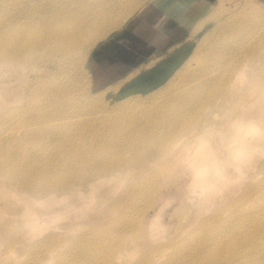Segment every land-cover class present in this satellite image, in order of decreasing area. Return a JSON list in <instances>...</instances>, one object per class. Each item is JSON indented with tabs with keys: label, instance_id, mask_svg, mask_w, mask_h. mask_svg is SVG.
<instances>
[{
	"label": "rangeland",
	"instance_id": "374dc122",
	"mask_svg": "<svg viewBox=\"0 0 264 264\" xmlns=\"http://www.w3.org/2000/svg\"><path fill=\"white\" fill-rule=\"evenodd\" d=\"M54 1L0 0V35L11 41L16 30L23 31V27H26L24 43H27V33L31 39L37 40V30L45 24L43 18L56 19ZM133 1H89L92 3L91 7L101 3V8L109 12V20H122L128 15L129 19L132 18L125 30L116 37L112 34L102 41L105 34L102 36L98 32L94 45L85 50L82 57L80 45L74 51H66L67 54L52 53L49 48L39 46V50L31 47L33 59L24 67L22 78L14 76L23 68L17 64L13 66L8 79L5 76L1 78L0 83H4L2 88L8 80L11 91L0 89V264H102L101 251L90 246L93 245L90 239L95 234V229L97 240L106 239L107 251L115 247L113 255L122 256L123 259L118 264H146L142 261L150 256L151 249L164 252L163 259L157 261L158 264H163L167 258H173L176 254L177 249L173 245L181 244L183 248L195 245V238L203 235L199 229L201 225H204L206 232L212 231L215 223L210 217L213 214H220L221 219L233 222L241 229L252 216L264 217L258 213H263L264 209L257 207L262 196L247 194L251 187L257 188L261 183L264 185V50L243 67L244 78L233 85L234 89L229 94L232 97L226 99V108H218L209 113L205 126L204 121L202 122L198 129H202L200 133L203 140L199 143L196 137L193 138L199 132L198 129L191 136L178 134V123L182 118L186 115L193 116L185 122L184 127L188 130L199 113H168L170 117L174 116L173 120L177 122L175 125L167 128L154 126L144 134L146 138L154 135L160 139L167 131L173 133L175 137L170 140L178 141L177 148L167 151L166 146V155L158 158L149 155L150 149L159 143L150 142L148 145L145 144L147 142H139L136 145L138 148L134 145L133 149L131 144L123 142L124 135H137L140 132L139 126L154 114L132 106L125 107L123 103L133 98L145 100L156 92L159 94L157 96L165 94L164 88L179 81L178 74L181 75L186 68L185 64L189 60L195 64V51L201 44L214 38L218 45H227L223 71L227 70L231 62L240 63L252 50L264 47V0H234V4L232 0H224L222 7L218 0H212L201 19L196 20H180L177 15L175 21L166 19V22H159L152 18L153 13L147 14L146 17H151L154 21L153 26L158 27V31L153 30L168 37H160L155 47L146 44V39L143 41L138 37L128 41V38L138 32L136 29L139 28L136 27L139 23L134 21L149 9L155 11L153 7L161 3L156 4V1L143 8H136L135 11H127ZM78 7V3H73L68 9L76 10ZM217 8L222 18H217L216 21L219 19L223 26L219 31L215 29L218 23H213V20L207 22L210 18L206 19ZM254 10L263 15L258 17L260 22L253 14ZM236 14L237 17H233ZM239 17H243V21L237 23V30L234 31V19ZM29 18L34 20L37 39L27 31ZM130 24L132 26L129 27ZM144 34L150 40L151 33L144 31ZM214 34V37L209 38V35ZM97 41L99 42L96 43ZM164 42L166 44H162ZM127 48L134 49L137 55L136 63L131 68L126 66ZM221 56L222 54H218V57ZM248 60L250 58L245 59ZM4 61L5 58L1 57L0 64ZM241 70L242 64L239 72ZM231 76L233 80L238 78L237 74ZM160 99L153 103H161L163 99ZM223 102L218 104L222 106ZM153 103H145L146 108L149 109ZM238 113H243L238 128V134H242L238 140L245 144L239 148L247 153L251 161L244 163L242 157L238 160L234 156L221 161L226 171L230 168V172L235 173L231 179L217 185L216 188L220 191L215 192L208 200V192H201V189L194 187L193 168L187 163L181 166L178 154L182 148L190 147L191 153L204 148L206 144L214 145L219 153L226 151L229 138L234 133H230L229 124ZM55 120L60 122V128L58 123L53 124ZM49 121L51 122L48 123ZM113 122L121 124L125 130L111 134L108 129ZM253 124L257 126L256 130L252 128ZM98 135L109 137L107 147L100 144V138L95 137ZM119 138L123 147L111 151L117 145L115 140ZM194 143L199 145H196L198 148L192 149ZM95 156L97 159H93ZM92 159L94 162H91ZM116 160L127 162L134 174H125L122 179L94 173H89L88 176L97 162L109 163ZM146 160L148 163H145ZM8 164L15 168L19 177L32 173L34 177L53 178L72 172H75L74 175L85 172L84 177L91 184L84 188L78 187L73 193L65 190L61 195H56V199L42 194L34 195L12 183L13 173L5 170ZM79 164L82 166L80 171L76 169ZM233 165L236 171L232 170ZM137 181L148 183L145 188L147 192L151 191V199L141 188L135 201L126 199L127 186L130 182L135 184ZM194 189L198 192L193 191ZM117 198L124 199L121 211L130 215L124 222L116 219L117 213L112 216L106 212ZM186 202L189 206L187 211L183 207H187ZM234 202H239L242 209L233 207ZM138 209L143 210L141 217L135 215ZM238 211L243 214L244 222L240 224L233 220L234 217L237 218ZM89 220L96 223L92 224ZM47 222L50 224L46 225ZM61 233L66 236L63 235L65 241L60 253L66 252V257L51 254L49 248L42 246L47 237L62 235ZM66 239H78L80 244L68 246ZM121 240L123 242L118 244ZM253 241L261 247L264 239L256 234ZM121 247H124L123 253H118ZM244 250L241 256L233 259V264H252L250 258L255 250L254 245L246 244L242 247V251ZM261 254L264 258V251ZM243 258L245 261L240 262ZM226 260L229 258L225 256L217 264H228ZM211 262L212 259L207 257L203 259V264Z\"/></svg>",
	"mask_w": 264,
	"mask_h": 264
},
{
	"label": "bare ground",
	"instance_id": "6f19581e",
	"mask_svg": "<svg viewBox=\"0 0 264 264\" xmlns=\"http://www.w3.org/2000/svg\"><path fill=\"white\" fill-rule=\"evenodd\" d=\"M89 1L90 0H55L53 2V5L55 6L56 9L55 10L56 19L49 17L46 20V18H43L45 24L43 27L37 30L39 31L38 39L35 36L36 29L33 24L34 20L29 18L27 20L28 22L27 31H29L31 35L34 36L37 40L31 39L27 33V39H26L27 43L25 44L23 38L26 35L24 33L26 27L23 26H22L23 31L16 30L14 33V37L13 39H11V41L6 39L4 36L0 35V58L1 57L5 58L4 63L0 64V81L1 78H3L4 76L7 77L13 72V66L15 64L23 68H21L18 74H14V76H18L19 78L22 76V73L25 69L24 67H27L31 63L29 61L33 59L34 52L30 53L32 48L39 46L41 48H49L52 53L65 52L67 54L66 51H74L80 45L81 46L80 52L82 57L83 52L85 50H88L92 45H94L95 36L98 32H100L102 36L105 34L104 35L105 37L102 40L104 41L108 37H111L112 34L114 35L117 32H119L124 27V24L127 23L129 19L128 17L129 15L122 20H117V19L109 20L107 19V14H109V12L101 8L100 6L101 3H99L100 5L97 4L94 7H91L92 3ZM223 1L224 0H218V4H220L219 5L220 7L223 6L222 4ZM232 1L234 4L235 1L234 0ZM148 2L149 0H134L133 3H131V5H129V7L127 8V11L128 10L135 11L136 8L139 9ZM73 3H78L79 7L76 10H69L68 9L69 5H72ZM218 8L216 9V11H214L215 10L214 9L209 17L207 18L205 17L206 19L210 18L207 22L213 20V23H218L217 25L218 27L215 28L216 31H219L223 28V26L220 23V20L218 19L216 21L217 18H222L220 12L217 11ZM253 14L256 15L257 20H259L258 17L263 16L257 10H254ZM237 15L238 14L233 15V17H237ZM12 16L13 13L11 14V17ZM242 18L243 17L234 19V26H233L234 31L237 30L238 27L237 23L243 21ZM102 24L104 25L102 26ZM209 36H210L209 38H212L215 36V34ZM100 40L101 37L99 41ZM99 41H97L96 43H98ZM37 49L39 50L38 47ZM226 49H227V45L225 44L218 45L216 42H214V38L208 40L206 44H201L200 47L195 51V55H194L195 64L193 63L192 60H189L185 64L186 68L182 71L181 75L180 73L178 74L179 81L178 82L176 81V83H170L169 86L166 87V89L164 88L165 91L162 89L166 95L162 93L161 90L162 94L160 96H157L159 94L156 92L152 94L149 98L145 99L147 102L144 103L142 101L145 100H141L139 98H133L125 101L123 103L125 107L132 106L137 109L150 111V113H154V114L150 115L147 118V121L143 125L139 126L140 134L138 133L137 135L135 136L132 135L131 137L124 135L123 142L126 141V143L131 144V146H133V149H134V145L136 146L139 142H143V143L147 142L145 144L148 145L150 142L159 143L158 145H156V147L150 149L151 151L149 152L150 156L155 155L154 157L158 158L161 155H166L167 152L164 153L166 151V146H168L167 151L173 148H177L178 141L171 142L170 140L171 138L175 137L174 134L167 131L166 134L160 137V139L159 137L158 138L154 137V135L153 137L146 138L144 134L154 126L167 128L170 125H175L177 122L173 120L174 116L170 117L168 113H199L196 121L192 124V126L188 130L184 127L185 122L191 120L193 116L186 115L185 118H182V120L178 123L179 125L178 134L179 135L182 134L181 136H184V134L185 135L190 134L191 136V133L192 132L195 133L194 130H197L201 126L203 121L205 126L206 124L205 120L209 116V113L214 112L218 108L224 110L226 108V99L228 97H232L229 94L231 90L234 89L233 85L236 84L240 78H244L245 73L243 67H245L250 61H252L254 57L259 56L260 52L264 50V47L261 49H257L255 51L252 50L250 54L245 58V59L250 58V60L245 61V59H243L240 63H237L236 61L231 62L228 65L227 70L223 71L224 68L223 59ZM6 52L7 55H5ZM27 52L30 54H28ZM218 54H222V56L218 57ZM241 64H242V70L241 72H239V67L241 66ZM232 74H237L236 77L238 78L236 80H233V77L231 76ZM9 77H7V79ZM7 81L5 83L4 88H2L4 83L2 82L0 83V89H6L7 91H11V89L8 88L9 83ZM42 88L43 87H41V89ZM7 91L5 92L7 93ZM0 96H2L1 93ZM157 99L160 100L163 99V100L159 104L153 103V101H156ZM220 101H224L222 106L218 104ZM148 102L153 103L151 104L150 107H148L149 109H147L146 108L147 106H145V103ZM58 109L60 110L61 107H58ZM242 114L243 113H238L236 118L233 120V122L229 124V127L231 129L230 133L232 131H234V133L233 136L229 138L226 151L219 153L218 150L215 149V146L210 144L208 145L206 144V146L204 145L203 148L202 147L203 144L201 143L200 147H202V149L199 148L201 149L200 150L201 152L199 151V149H196L195 150L196 152L193 151L190 153L189 150L190 147H189V148H182V151L178 154V156H180V161H182L181 166L187 163L193 168L191 170L193 171V175H194L193 176L194 187H198V189H201V192L203 191L208 192L209 194L207 193L208 197L206 198L208 200L211 199L210 196H213L215 192L218 193V191H220L218 190V188H216V186L219 184H223L227 180L231 179L233 177V174L235 173V172L234 173L230 172L229 170L230 168L228 169L229 171L228 170L226 171V169L223 168L221 161L224 162L227 159H230L232 156H234V158L238 160L241 159L240 157H242L241 160H243L244 163L251 161L250 158H248L247 153H243L242 149L239 148L245 145L240 143L238 140V137H240L242 134V133L238 134V128L241 122ZM57 121L56 120L53 121V124L54 122H56L55 124H57L58 123ZM50 122L51 121H49L48 123ZM61 125H66V124L61 123ZM110 125L111 128H109L108 130L109 132H111V134L119 133L125 130L124 127L119 123L113 122ZM57 126L60 128V122L57 124ZM89 128H93V127H89ZM252 128L253 130H256L257 126L253 124ZM201 130L202 129H198L199 132L193 135V138L196 137L197 143L203 140L201 138V133H200ZM95 137H99L100 144H102L103 147H107L106 145L107 140H109L107 138L109 137L101 136V135ZM120 138L115 140L117 145L113 147L111 151L123 147L122 145L123 142L120 140ZM196 145L198 144H195V147L191 146L192 149L198 148L199 145L198 146ZM95 147H98V145H95ZM155 152L160 154L158 155L154 154ZM96 155L100 157L98 153H96ZM94 158L97 159L96 156L93 157V159ZM93 159L91 162H94ZM145 163H148L147 160L145 161ZM64 166L66 167V165H63V167ZM76 169L80 171L82 169V166L79 164ZM234 169L235 168L233 165L232 170L236 171ZM5 170H8L13 173V176H11V178L13 180L12 183L14 185L16 186L20 185L21 187L24 188V190H27L34 195L42 194L44 196H48L53 199H56L55 196L61 195L65 190L73 193L78 187L84 188L91 184L88 178L84 177L86 176L85 172H79L76 175H74L75 172H72L71 174H67V172H61V174H67V175H57L53 178H48L45 176L34 177V174L32 173H29L27 176L19 177L15 168L11 164H8ZM89 173L99 174L110 178L118 176L121 179L125 174L127 175L134 174L133 171L129 168L128 163L121 160L111 161L109 163L97 162V164L94 165L92 171L88 172V176ZM235 176L237 177L236 174ZM252 181L253 180L251 179V182ZM147 184L148 183L146 181H139V182L137 181L135 184H131L130 182L125 191L126 199L131 198L132 202L135 201L136 197L138 196L137 194L140 188L151 199V195H152L151 191H149L151 193L150 194L149 192H147V189L145 188L146 186H148ZM255 188L251 187L250 191L247 194L250 195L254 193L256 195L262 196L257 207L264 209V185L261 183L256 188V190ZM193 191H195V189ZM195 192L198 191L196 190ZM196 199L197 198L195 197L194 200ZM184 201H186V198ZM123 203H124V199L121 198L115 199L111 205L109 204L110 207L107 208V211L105 210L106 212H108L107 215L114 216V214L117 213L116 216L117 218L116 217L115 218L118 219L119 222H124L126 218L130 217V215H128L126 212L121 211L122 207L124 206ZM186 205L187 207L186 206L183 207L187 211L189 208L187 202ZM6 207L8 208L9 204H7ZM233 207H235L236 209H242V205L239 202H234ZM247 210H251V209H247ZM142 212H143L142 209H138L135 215L137 214V216L141 217ZM258 213L264 215V212L263 213L258 212ZM236 214H237V218L234 217L233 220H235L238 224H240V222H244L242 218L243 214L240 211L236 212ZM186 216L183 217L184 220L186 219ZM210 220L215 223L212 231L206 232L203 227L204 225H201L199 229L203 235L195 238V245L193 247H188V248H183L181 244L173 245V248L177 249L176 254L173 256V258L172 257L167 258V261L163 262V264H203V259L205 257H207L208 259H212L211 264H217L220 263V261L223 260L225 256L229 258V260H226V262L230 264L232 263V261L235 260L237 256L239 255L241 256L242 253L245 252V250L242 251V247L249 243H252L255 247L254 253L250 258L251 263L264 264V258L263 256H261L262 255L261 253L264 251V249L262 250L261 248V247L264 248V241L261 247L255 244L253 241V237H255L256 234H259L264 239V217L254 218L252 216L243 229L235 225L233 222L228 223L224 221L223 219H221V215L218 213L213 214L210 217ZM89 222H92V224L96 223V221L94 220H89ZM45 224L49 225L50 222H47ZM94 232L95 234L92 235L90 239V242H92L93 245L90 246L96 251H101L100 255H103L101 263L102 264L121 263V259H123L121 258L122 256L113 255V250L115 247L110 248V251H107V247H106L107 242L104 241L106 239L103 238L101 240H97L96 239L97 229H95ZM61 234L62 235H54L47 237V239L44 241V244L42 246L44 248H49L50 249L49 252L51 254H56L57 256L66 257L67 256L66 252L62 254L60 253V248L62 246V243L65 241L64 236H66L64 233ZM182 236L180 237L183 238ZM7 240L9 241V239ZM66 242L68 243V246H74L80 244L78 239H75L74 241L71 240L68 241L66 239ZM121 242H123V240H121L118 244H120ZM190 242H193V240ZM123 250L124 247H121L118 250V253H123ZM151 250L152 251L150 253V256L149 255L146 256L143 259L142 263L158 264L157 261L160 258L161 260L163 259L162 257L164 255L162 254L164 252H161L160 250H156V249H151ZM242 260L245 261L243 258L241 259L240 262H242Z\"/></svg>",
	"mask_w": 264,
	"mask_h": 264
},
{
	"label": "crops",
	"instance_id": "0c3cea01",
	"mask_svg": "<svg viewBox=\"0 0 264 264\" xmlns=\"http://www.w3.org/2000/svg\"><path fill=\"white\" fill-rule=\"evenodd\" d=\"M152 2H156V4L160 2L161 4L156 5L157 7L153 5L154 6L153 8H155V11H150L151 9H149V11L142 13L143 15H140V18L134 21V22L139 23V26L136 27L139 29H136L138 32L134 33V36H130L128 38V41L139 37L140 40H143V41L146 39V44H151V45H154L155 47V44L157 45V42L160 39V37H164V36L166 38L168 37L164 35V33H161V32L158 33L154 31V30H157L158 27L153 26L154 21L150 19L151 17H146L147 14L153 13L152 18L154 17V20L159 21V22H162V21L166 22V19L175 21V17L177 15H179L178 17L180 20H182L183 18L184 19L186 18V20L201 19V15H203L207 7L211 5L212 0H149L148 3L151 4ZM144 6H142L141 8H143ZM131 18L129 19V21H127L126 25H124V27L119 32L113 35L114 37H116L117 34H119L122 30L123 31L125 30L126 26L130 23ZM131 24L129 25V27L132 26ZM179 25L183 26V24L181 23H179ZM144 31H149L151 33L150 40L146 38L147 36H145ZM151 39L155 43L152 42ZM162 44H166V42ZM125 53L128 54V56L125 59V61L128 63V65L126 64V66L131 68L136 63V58H137L135 57L137 56L136 51L134 49L127 48ZM130 55L132 57H130ZM121 59L124 60V57H122Z\"/></svg>",
	"mask_w": 264,
	"mask_h": 264
}]
</instances>
